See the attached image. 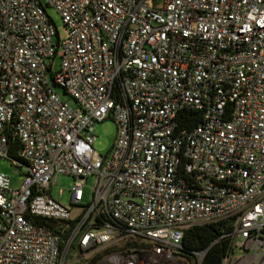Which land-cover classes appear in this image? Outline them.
I'll return each instance as SVG.
<instances>
[{"label":"built area","instance_id":"obj_1","mask_svg":"<svg viewBox=\"0 0 264 264\" xmlns=\"http://www.w3.org/2000/svg\"><path fill=\"white\" fill-rule=\"evenodd\" d=\"M183 110L201 123L178 128ZM106 119L115 140L95 155ZM11 134L22 178L0 173V264H69L71 245L81 264H201L184 231L224 220L221 264H264V0H0V159Z\"/></svg>","mask_w":264,"mask_h":264},{"label":"trees","instance_id":"obj_2","mask_svg":"<svg viewBox=\"0 0 264 264\" xmlns=\"http://www.w3.org/2000/svg\"><path fill=\"white\" fill-rule=\"evenodd\" d=\"M201 114L194 110H183L177 115V126L182 129H190L201 123ZM10 150L9 158L11 162L15 161L18 163L22 162L20 158V143L16 137L12 134L8 137ZM13 165V164H12ZM36 224L43 225L50 230L58 233L61 241H64L67 231L63 234L55 229L56 222L52 220H46L42 218H32ZM63 225H70L69 222H62ZM231 229L230 223L227 220L216 221L203 225L191 226L184 231L181 240V253L184 256H193V252L205 251V255L201 264H221L222 258L226 255L229 247V238H219L221 235L228 233ZM71 253L67 256L69 264H81V260L72 261L73 254L75 251V245L70 247ZM107 251L96 252L92 255V258L88 261V264H95Z\"/></svg>","mask_w":264,"mask_h":264},{"label":"rangeland","instance_id":"obj_3","mask_svg":"<svg viewBox=\"0 0 264 264\" xmlns=\"http://www.w3.org/2000/svg\"><path fill=\"white\" fill-rule=\"evenodd\" d=\"M46 12L50 19L53 21L59 37L61 39L65 38V31L62 24V20L56 10L52 7L46 8ZM59 61L58 59L55 60V67H58ZM58 95L60 98L68 103L70 106L74 107V101L68 97L67 95L63 94L61 90H57ZM93 134L95 135V140L92 144L94 149L95 155L106 156L110 151L113 142L116 136V125L115 123L110 120L106 119L100 123L95 124ZM16 164L12 165V162L9 160L0 159V173H4L5 175L9 176L11 183L10 187L12 189H16L20 186V181L22 176L19 172L16 171ZM16 171V172H15ZM94 179L93 177H89L84 184L83 187V202L89 201L90 198V189L93 185ZM73 180L71 177L58 175L55 178L54 184L51 186L50 194L51 196L57 200L60 204L68 206L69 200V191L72 186ZM59 191L62 194H59ZM236 254H238L236 252Z\"/></svg>","mask_w":264,"mask_h":264}]
</instances>
